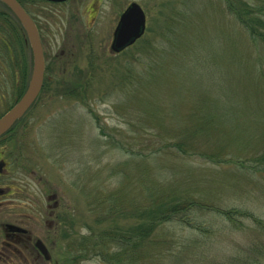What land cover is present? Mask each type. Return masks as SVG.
Wrapping results in <instances>:
<instances>
[{
    "label": "rangeland",
    "instance_id": "374dc122",
    "mask_svg": "<svg viewBox=\"0 0 264 264\" xmlns=\"http://www.w3.org/2000/svg\"><path fill=\"white\" fill-rule=\"evenodd\" d=\"M23 1L45 76L0 138V218L25 226L51 259L21 248L0 264H264V171L236 164L260 167L251 159L264 150V46L226 0ZM132 2L146 32L117 53L114 30ZM1 4L0 117L35 69L20 20ZM151 203L160 215L149 230ZM119 231L134 243L121 258L106 238Z\"/></svg>",
    "mask_w": 264,
    "mask_h": 264
},
{
    "label": "water",
    "instance_id": "95a60500",
    "mask_svg": "<svg viewBox=\"0 0 264 264\" xmlns=\"http://www.w3.org/2000/svg\"><path fill=\"white\" fill-rule=\"evenodd\" d=\"M3 1L12 8L29 34L30 44L35 59V69L31 83L25 94L9 112L0 118V137L34 104L43 88L45 76L44 50L37 25L17 0ZM48 1L63 2L67 0ZM146 26L147 17L143 8L136 2L131 3L120 16L114 32L111 49L119 53L133 45L144 35ZM36 245L42 254L45 255L46 259H50L49 252L43 242L39 240Z\"/></svg>",
    "mask_w": 264,
    "mask_h": 264
},
{
    "label": "trees",
    "instance_id": "16d2710c",
    "mask_svg": "<svg viewBox=\"0 0 264 264\" xmlns=\"http://www.w3.org/2000/svg\"><path fill=\"white\" fill-rule=\"evenodd\" d=\"M255 1L256 0H226V4L228 7V10L231 12V14H233L234 17H236L237 21L243 26L245 31L250 35L251 39L255 43H261L264 46V0H261V5L258 4V6H256ZM255 7H258L259 10H257ZM176 147H178L180 151H182L181 149H183L182 147L178 145ZM261 151L257 152L258 155L254 153L255 157L251 159L252 161L247 160L248 162L250 161L255 162L254 159L257 158V162L255 163H257L260 167H258L257 165L256 166L247 165L245 161H239L236 163L237 166L239 167V170H241L243 174L247 175V173L250 172V174L254 175L255 173L261 170L264 171V150L262 152ZM191 203L195 205V202H191ZM117 204L118 203L116 201V204L114 206H116ZM176 207L177 208H174L172 213H176L179 210L180 207L179 206H176ZM157 212L159 211H157V208H155L154 203H151L150 205H147V206L143 205L142 213L145 214L146 216L142 218L143 223L141 225H143V227L149 226L148 229L150 228L152 230L154 226L153 224L155 223L154 221L155 220L157 221V217L160 215V214L157 215ZM233 213L234 212H232L231 210L225 212V214L228 217L229 216L234 217L236 214H233ZM248 214L243 213L239 215L240 216L242 215V217L252 218L255 224H257V226L263 222L262 220L255 217L254 215L250 213ZM167 217L168 216H166V218ZM169 217H171V215ZM162 218L164 219V216ZM135 235H138L137 237H135L136 242L138 241L141 244H144L149 234H146L145 231H142L140 232V234H135ZM109 237L116 238V243L120 245L121 249L117 253H115V255L119 256L120 258L125 256L126 252L124 248H128L130 243H132V246L134 245V243L131 242L132 239L130 238L129 231H124V232L119 231V233H117L116 235L112 234V235L106 236V238H109ZM175 255L177 256V254Z\"/></svg>",
    "mask_w": 264,
    "mask_h": 264
},
{
    "label": "flooded vegetation",
    "instance_id": "af4514ba",
    "mask_svg": "<svg viewBox=\"0 0 264 264\" xmlns=\"http://www.w3.org/2000/svg\"><path fill=\"white\" fill-rule=\"evenodd\" d=\"M18 1L21 3L23 8L29 13L28 8L23 3L24 1L23 0H18ZM0 3H2L1 5L6 7V9L8 11H10L13 16H15L12 9L4 1L0 0ZM1 16L2 15H0V17ZM6 17H7V15H6ZM34 21H35V19H34ZM10 22H12L11 19H10ZM36 25L38 27L40 37H41L42 34L40 32V27L37 23H36ZM22 29L24 30V36L26 37L25 42H26V44L28 46V50H29V37H28V34H27L26 30L24 29L23 25H22ZM41 40H42V38H41ZM10 110H8V111H10ZM4 115H2L1 117H3ZM6 166H7V164L5 163V161H0V174L3 172V170L6 168ZM7 191L4 190L2 187H0V196L7 193ZM13 222L14 221L12 219L7 220V219H4V217L0 218V261H3V260L6 261L8 259H12V255L14 254L13 250H16V252H17L18 250H21V248H23L24 250H30L32 248V249L39 251V248L36 245L38 240H36L34 243H31V240H32L31 231H29L25 226L19 224V222H14V223ZM7 250H12V251H7ZM4 252H6V253H4ZM39 253H40V251H39ZM5 256H6V259H3Z\"/></svg>",
    "mask_w": 264,
    "mask_h": 264
}]
</instances>
